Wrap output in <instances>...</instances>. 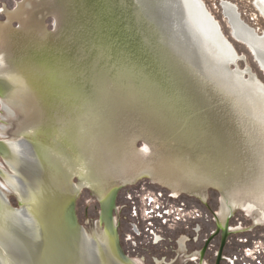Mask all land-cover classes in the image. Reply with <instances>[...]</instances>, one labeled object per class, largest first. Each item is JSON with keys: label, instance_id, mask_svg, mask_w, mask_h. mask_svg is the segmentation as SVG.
<instances>
[{"label": "rangeland", "instance_id": "rangeland-1", "mask_svg": "<svg viewBox=\"0 0 264 264\" xmlns=\"http://www.w3.org/2000/svg\"><path fill=\"white\" fill-rule=\"evenodd\" d=\"M196 1L191 8L199 4L219 34L217 41L229 48L233 60L236 53L242 56L236 68L219 65L215 55L191 40L176 0H110L123 28H132L138 12L155 21L158 41L144 40L175 77L186 98L182 106L159 101L170 93L163 88L155 93L136 78L117 75L116 67L104 61L105 38L101 46L98 36L109 16L102 0H0V75L13 84L0 94V138L36 134L55 123V129L77 127L79 137H97L100 149L109 145L118 156L105 182L72 176L79 186L76 213L101 236V201L119 187V242L142 264H216L222 231L216 232L215 213L229 212L228 199L237 206L228 220L234 232L221 264H264V68L246 43L233 37L223 0ZM224 1L237 7L246 24L264 32L256 0ZM82 21L92 33L95 59L85 56L82 47L88 42L79 40ZM206 29L216 37L213 28ZM118 35L120 50L123 34ZM129 49L127 54L136 56ZM237 71L242 75L233 74ZM5 104L15 113L3 110ZM144 175L149 178L122 183ZM199 189L204 199L195 193Z\"/></svg>", "mask_w": 264, "mask_h": 264}, {"label": "bare ground", "instance_id": "bare-ground-1", "mask_svg": "<svg viewBox=\"0 0 264 264\" xmlns=\"http://www.w3.org/2000/svg\"><path fill=\"white\" fill-rule=\"evenodd\" d=\"M176 1L178 5L179 19L186 28L189 36L191 35V40L193 38L198 45L200 44L203 51L205 50V53L215 55V61L219 65L224 67L228 66L229 68L231 67L230 63L235 62V66L233 67L236 68V61L240 59L242 60V56H238L236 53V57L233 60L234 54L229 50V48H227L223 42L220 41L219 43L217 41L219 40V34L216 31L213 22L204 13L211 22L212 27L207 24L205 17L200 12L199 4L196 5L198 8H191L193 2L197 1ZM102 2L103 6L105 7V14L109 16V18L106 20V24L103 26L106 27V29L98 36V38L101 39V46L103 45L102 39L105 38L107 48L101 51L104 61L116 67L117 75L121 76L125 74L131 78H136L138 79L137 82L141 84V86L147 84V86L149 85V87L155 93H158V89L161 88L166 91L165 93H170L169 96L166 94V98L158 97L159 101L165 104H170L172 102L183 106V102L186 101V98L183 97L185 99L184 100L182 98V91L176 88V85L178 84L175 83V77L165 68V66H163L158 57L148 52L146 45H149V43L143 40L146 37L143 39L138 37L136 26L137 18L132 19V21H134L135 27L131 21V29L130 24L128 27L123 28L119 19H115V17L112 15L114 7L111 5L112 3L110 0H102ZM256 2L260 11L264 14V0H256ZM223 10L231 22V28L234 35L243 43H246L245 45L248 46L250 50H252L264 68V32L259 34L255 28L246 24L240 17L237 7L231 2L223 0ZM192 11H194V13H192ZM179 19L177 18V23L182 30ZM216 22L218 25V21ZM116 23L120 32L116 31ZM206 28H213L216 37H210V35H213L212 29L210 30V35L208 36V30ZM218 29L224 39L225 35L223 31H221L219 26ZM114 32H116V35ZM117 33L123 34V41H121L120 44V47L122 46V48L120 50H117V46H119V35ZM112 37L116 38V40L113 41ZM224 40L230 43L228 38H225ZM219 46L222 47V50L225 52H223L224 54H220L221 49H219ZM132 47L136 51V56H129V54H127L128 52H131L129 48ZM99 49H101L100 46ZM229 52L231 54L230 56L228 55ZM245 68L246 67L242 69ZM233 74L236 76L242 75V73L239 71ZM246 75H248L247 71L244 72V76ZM4 78V76L0 75V94L2 95H4L7 91H10L13 87V84L8 83V81H6ZM155 81H158V84ZM142 92L143 91H140V93ZM261 93L264 95V88ZM5 107L7 108L8 106L6 105ZM52 128L53 124H45L43 130H40L38 133L51 134L53 132ZM61 130V127H57V129H55V139H52L55 141V145L49 137H27L23 139L24 141H21L20 138L22 137H19L16 139L13 138V141L0 139V146H2L11 156H13L67 207H69V204L76 199V195L79 192V186L72 182V176L79 175L82 179L89 182H105V179L109 176L108 171H112V165H114L113 162L117 153L109 145L106 147L108 148L107 150L100 149L102 142L101 140L97 139V137H86L84 133L83 137H79L80 129L77 127L68 128L67 131L65 129L62 131ZM60 131L65 133L67 136L63 137ZM68 131H70V133ZM23 134L30 135L33 133ZM227 203H230V205H236V202L233 199H228ZM100 237L105 240L114 250H116L114 245L115 238H113V236L110 235L105 229H102V234ZM128 262L131 264L129 260Z\"/></svg>", "mask_w": 264, "mask_h": 264}, {"label": "water", "instance_id": "water-1", "mask_svg": "<svg viewBox=\"0 0 264 264\" xmlns=\"http://www.w3.org/2000/svg\"><path fill=\"white\" fill-rule=\"evenodd\" d=\"M136 18L138 37L158 41L155 21L143 12ZM81 23L85 27L80 26L79 40L88 42L82 47L85 56L95 59L96 51L89 43L92 33L85 21ZM119 189L114 187L101 201L100 215L104 229L115 238L116 251L77 216L75 200L67 207L0 146V264H130L115 221ZM218 231H222V242L216 264H221L231 232L228 225L218 226Z\"/></svg>", "mask_w": 264, "mask_h": 264}, {"label": "flooded vegetation", "instance_id": "flooded-vegetation-1", "mask_svg": "<svg viewBox=\"0 0 264 264\" xmlns=\"http://www.w3.org/2000/svg\"><path fill=\"white\" fill-rule=\"evenodd\" d=\"M222 7H223V1H222ZM228 19V18H227ZM228 21H229V23H230V25H231V22H230V20L228 19ZM236 37V36H235ZM237 38V37H236ZM238 39V38H237ZM239 40V39H238ZM241 41V40H240ZM242 42V41H241ZM248 47V46H247ZM6 106V104L4 105V109L3 110H7L8 112H14L15 113V111H14V109L13 108H11V107H9L8 105V107L6 108L5 107ZM53 132L51 133V134H40V133H36V134H30V135H26V134H22V135H19V137H21L22 136V138H20V140L22 141L24 138H27V137H49L50 138V140H52V139H55V123L53 124ZM4 138H6V137H3V138H0V139H4ZM12 139H10V140H6V141H11ZM13 141V140H12ZM24 141V140H23ZM53 141V140H52ZM53 143H54V145H55V141H53ZM143 178H149L147 175H144V176H142V177H140L137 181H131V180H129V181H122V183L123 184H134V183H137L139 180H141V179H143ZM173 192V194L174 195H176V196H178L179 194H177L176 192H174V191H172ZM185 193H187V192H185ZM195 193H197L200 197H202L203 198V193H202V190L201 189H199L198 191H196ZM181 194V193H180ZM204 199V198H203ZM226 206H227V210L229 211L227 214H225V215H221V213H215V217H216V219H217V221H218V223H219V226L221 227V228H225V226H227L228 225V228H229V230H230V232H234V230H233V226H230L229 224H228V220H229V217L230 216H232V214L234 213V209H233V206L234 205H230V203H227L226 202ZM220 216L221 217H223L224 219H223V221L221 222V220H220ZM185 240H186V238L185 237H182L181 239H180V245H181V247H185ZM197 240V239H196ZM124 252V251H123ZM125 253V252H124ZM128 259H129V261L131 262V264H142L141 262H139L138 260H135V259H132V258H130V257H128Z\"/></svg>", "mask_w": 264, "mask_h": 264}, {"label": "built area", "instance_id": "built-area-1", "mask_svg": "<svg viewBox=\"0 0 264 264\" xmlns=\"http://www.w3.org/2000/svg\"><path fill=\"white\" fill-rule=\"evenodd\" d=\"M154 200H152V203H153Z\"/></svg>", "mask_w": 264, "mask_h": 264}]
</instances>
